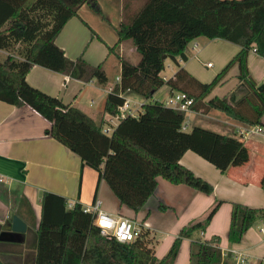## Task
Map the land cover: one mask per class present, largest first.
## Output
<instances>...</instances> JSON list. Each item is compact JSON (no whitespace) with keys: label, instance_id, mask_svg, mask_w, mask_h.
<instances>
[{"label":"trees","instance_id":"trees-1","mask_svg":"<svg viewBox=\"0 0 264 264\" xmlns=\"http://www.w3.org/2000/svg\"><path fill=\"white\" fill-rule=\"evenodd\" d=\"M83 4L99 12L95 0H0V49L10 52L0 59V100L28 105L46 118L50 126L45 132L94 168L98 179L107 182L119 202L134 211L152 195L157 176L212 192V183L179 162L181 155L190 149L224 172L243 148L242 141L200 125L183 129L187 113L153 95L162 86L183 91L193 99L192 110L216 109L264 129V85L258 88L247 67L249 50L264 56V0H142L133 15H124L116 30L117 41L109 51L130 39L140 58L134 63L119 56V82L107 93L104 110L114 115L125 89L145 100L140 111L120 118L110 133L102 131L79 108L31 86L25 79L32 65L39 64L82 80L106 82L101 64L91 65L81 55L71 60L55 43L65 22ZM198 36L221 38L240 46L207 82L178 62V58L186 60L184 48ZM167 58L177 68L164 77L161 72ZM233 65L246 92L237 98L230 93L206 99ZM222 201L216 199L202 218L184 225L166 254L158 258L149 229L141 226L131 241H118L100 233L93 222V211L85 210L79 202L68 207L65 196L44 191L33 264H172L183 237L190 239L188 264H229L222 260L219 237L200 235ZM231 206L228 240L235 243L256 218L264 217V207L236 201ZM160 208L165 205L160 204ZM0 264L8 263L0 260ZM259 264H264V259Z\"/></svg>","mask_w":264,"mask_h":264},{"label":"crops","instance_id":"crops-1","mask_svg":"<svg viewBox=\"0 0 264 264\" xmlns=\"http://www.w3.org/2000/svg\"><path fill=\"white\" fill-rule=\"evenodd\" d=\"M95 1L99 12H95L88 4L81 5L77 14L65 22L55 43L71 60L81 55L91 65L101 64L106 82L99 83L96 78L82 80L39 64L32 65L25 79L31 86L85 112L100 125L102 131L110 127L109 132L104 131L110 133L119 119L115 118L116 113L113 115L104 110V103L107 93L119 82V56L135 63L140 55L130 39L120 41L111 51L108 47L117 41L116 30L123 16L133 15L142 0ZM189 42H192L190 47ZM189 42L184 48L186 60L178 58V62L203 82L210 81L240 48L221 38L198 36ZM8 53L0 49V59ZM170 60H165L169 68ZM206 62L216 64L217 69L208 72ZM247 67L258 85L264 83V56L249 50ZM237 74L238 68L233 65L206 99L228 96L230 93L236 98L242 96L246 89L240 85ZM172 92L162 86L153 98L163 100ZM133 93L125 89L121 95L141 104L132 96ZM186 119L185 130L192 125H200L235 135L242 141L243 148L224 172L187 149L179 162L212 183V192L205 193L187 184L172 183L157 176L152 195L134 211L119 202L107 182L103 178L98 179V172L94 168L82 163L77 153L45 132L50 126L46 118L28 105L16 106L0 100V260L8 264H20L17 260L30 255V264H33L35 236L29 239L28 235L29 232L35 235L42 193L50 191L65 196L67 203L79 202L84 208L92 209L97 202L99 209L112 215L129 217L149 229L154 254L158 258L166 254L184 225L202 218L216 199H222L200 235L204 238L218 236L222 260L229 264L235 263L234 254L238 251L246 256L243 264H259L264 259V231L260 230L264 226V217L256 218L243 232L240 241L235 243L228 240V228L231 202L264 207V133L238 135L237 127L247 124L216 109L207 112L191 109ZM262 122L264 124V114ZM160 204L165 205V208L161 209ZM14 214L25 223L24 232L11 230ZM189 249L190 239L183 237L172 264H188Z\"/></svg>","mask_w":264,"mask_h":264},{"label":"built area","instance_id":"built-area-1","mask_svg":"<svg viewBox=\"0 0 264 264\" xmlns=\"http://www.w3.org/2000/svg\"><path fill=\"white\" fill-rule=\"evenodd\" d=\"M206 66H211V62H206ZM164 104L171 106L174 109L188 113L191 111V104L193 102L192 97L188 96L183 91H174L170 93L163 100ZM141 104L135 102L129 98H124L123 102L118 105L117 112L114 115L116 119H120L126 115H135L138 111V107ZM187 118V117H186ZM182 123V128L186 127V120ZM104 131L109 132L110 127L103 128ZM238 135L247 136L251 133H264V129L260 125H241L236 129ZM73 203L68 202L67 205L71 206ZM88 211L95 213L93 222L99 228L102 235H110L121 242H128L134 239L140 232V224L136 223L129 217L122 215H112L104 210L97 207V202L91 208H84ZM264 231V226L260 228ZM235 263L243 264L246 262V256L244 253L238 251L234 254Z\"/></svg>","mask_w":264,"mask_h":264},{"label":"rangeland","instance_id":"rangeland-1","mask_svg":"<svg viewBox=\"0 0 264 264\" xmlns=\"http://www.w3.org/2000/svg\"><path fill=\"white\" fill-rule=\"evenodd\" d=\"M191 44H192V42H189V47L191 46ZM209 58L210 59H212L213 61H215V59L214 58H212V57H210L209 56ZM169 60H170V58H169ZM170 64H171V68H169L168 66H167V64L165 63V67H164V69L162 70V74L163 75H167V76H170V75H172V73H173V71H175L176 70V68H177V65L172 61V60H170ZM216 64H217V61L215 62ZM216 64H214V65H211V66H208V68L206 69L208 72H213V70L216 68ZM217 69V68H216ZM164 90V89H163ZM165 91H162V93H164ZM132 96L135 98V100H137V101H139V102H143L145 99L143 98V97H140L139 95H137V94H135V93H133L132 94ZM142 99V100H141ZM141 110V107L139 106L138 107V111H140ZM190 127V126H189ZM190 128H188L187 130H189ZM254 226H255V224H254ZM29 237V239L31 238V239H33V237L35 236L34 234H31L30 232H29V235H28ZM17 262L18 263H20V264H30L31 263V257H30V255H27L25 258H23V259H21V260H17Z\"/></svg>","mask_w":264,"mask_h":264},{"label":"water","instance_id":"water-1","mask_svg":"<svg viewBox=\"0 0 264 264\" xmlns=\"http://www.w3.org/2000/svg\"><path fill=\"white\" fill-rule=\"evenodd\" d=\"M264 83L258 85V88H261ZM26 228L25 223L17 216L13 215L11 219V230L14 232H24Z\"/></svg>","mask_w":264,"mask_h":264}]
</instances>
